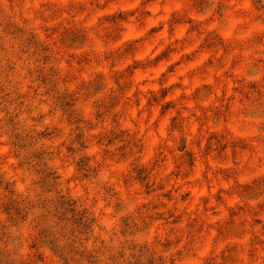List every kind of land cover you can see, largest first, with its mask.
Wrapping results in <instances>:
<instances>
[{
  "label": "clouds",
  "instance_id": "9594fccd",
  "mask_svg": "<svg viewBox=\"0 0 264 264\" xmlns=\"http://www.w3.org/2000/svg\"><path fill=\"white\" fill-rule=\"evenodd\" d=\"M0 264H264V0H0Z\"/></svg>",
  "mask_w": 264,
  "mask_h": 264
}]
</instances>
